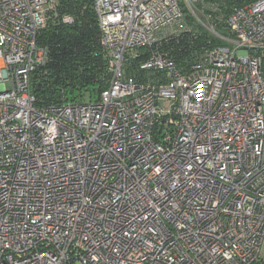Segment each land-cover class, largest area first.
<instances>
[{"label": "built area", "instance_id": "obj_1", "mask_svg": "<svg viewBox=\"0 0 264 264\" xmlns=\"http://www.w3.org/2000/svg\"><path fill=\"white\" fill-rule=\"evenodd\" d=\"M93 1L108 88L38 107L57 0H0V264H264V0Z\"/></svg>", "mask_w": 264, "mask_h": 264}, {"label": "trees", "instance_id": "obj_2", "mask_svg": "<svg viewBox=\"0 0 264 264\" xmlns=\"http://www.w3.org/2000/svg\"><path fill=\"white\" fill-rule=\"evenodd\" d=\"M216 4V15L226 18L234 7L256 0H207ZM65 16L73 23L64 22ZM197 34L182 33L163 43L169 54L185 71L195 59L216 41L203 28L193 26ZM38 45L47 52V60L32 79V92L38 107L63 103H95L110 82L109 60L103 54L101 32L93 0H57L55 10L47 13L46 28L40 31ZM139 60H130L127 73L137 75Z\"/></svg>", "mask_w": 264, "mask_h": 264}]
</instances>
